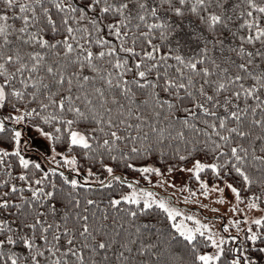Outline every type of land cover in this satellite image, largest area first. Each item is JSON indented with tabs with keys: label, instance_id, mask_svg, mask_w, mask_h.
<instances>
[{
	"label": "trees",
	"instance_id": "1",
	"mask_svg": "<svg viewBox=\"0 0 264 264\" xmlns=\"http://www.w3.org/2000/svg\"><path fill=\"white\" fill-rule=\"evenodd\" d=\"M0 83L1 112L23 110L78 169L113 172L72 184L22 163L6 121L0 264H241L230 243L203 261L204 234L114 199L141 165L200 160L190 188L226 180L264 211V0H0ZM72 130L89 143H70ZM257 227L261 262L264 216Z\"/></svg>",
	"mask_w": 264,
	"mask_h": 264
},
{
	"label": "rangeland",
	"instance_id": "2",
	"mask_svg": "<svg viewBox=\"0 0 264 264\" xmlns=\"http://www.w3.org/2000/svg\"><path fill=\"white\" fill-rule=\"evenodd\" d=\"M2 100L3 87L0 83V107ZM23 113L21 109L9 113L0 110V127L6 121L17 125L13 135L14 145L10 150L19 155L22 163H35L44 171L53 168L68 171L67 178L72 184L108 181L113 174L109 165L105 166L104 173L89 168L78 169L74 155L55 149L50 133L26 122ZM69 141L81 145L89 143L87 135L78 130L70 132ZM204 166L205 163L200 160L173 171H160L151 164L141 165L139 174H124L129 188L114 200L157 205L167 213L180 234L189 239L204 234L211 243V248L200 255L205 262L215 261L223 245L230 243L235 259L238 262L241 260V264H264V258L258 262L249 251L256 247L257 225L264 211L253 199L243 201L236 187L226 180L209 185L198 181L194 187L197 190L190 188L189 178L197 175Z\"/></svg>",
	"mask_w": 264,
	"mask_h": 264
}]
</instances>
